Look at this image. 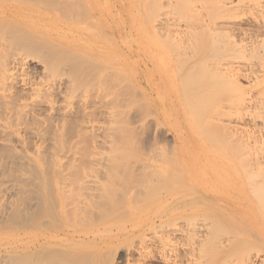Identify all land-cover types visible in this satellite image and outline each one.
Segmentation results:
<instances>
[{"label":"bare ground","instance_id":"1","mask_svg":"<svg viewBox=\"0 0 264 264\" xmlns=\"http://www.w3.org/2000/svg\"><path fill=\"white\" fill-rule=\"evenodd\" d=\"M9 1H11V0H9ZM41 1L43 2L44 0H40V2ZM46 1L47 0H45V2ZM49 1L52 2L53 0H49ZM61 1H63V0H61ZM61 1L60 0L54 1L55 3L58 2V4H56L58 7L57 6L54 7V5L52 6V4L54 2H52V4L50 3L52 10H53L52 7H54V9L58 8L57 10L54 11L53 15L55 14V12H57L59 14L60 6H61L60 4H62L63 10H64L65 9L64 7H67V5L69 6L68 3L71 2V1H68V3H67L66 1H63V3H60ZM129 1H131V0H129ZM151 1H152V3H149L147 0V2L149 4L147 2H146V4H148L149 6H150V4H152V6H154L156 4V3H154L155 0H151ZM156 1L158 2V0H156ZM160 1H162V0H160ZM179 1H181V0H178V2L176 0V2H175V3H179L178 6H176V7H178V9H179V7H181L180 3H182V2H184L185 3L184 5H186V6L187 5L189 6L190 3H192L191 5L194 4L193 3L194 1L192 2V0H190L191 2L189 4H188L189 0H182L181 2H179ZM199 1H201V0H199ZM216 1H218L221 4V3L226 2L227 0L226 1H224V0L212 1L211 0L209 2L210 3L209 5L206 4L205 0H202L201 2H198L200 5L196 2L199 6L198 8L193 7L196 3L193 6H191V5L190 6L193 7V9H196V11L194 10L196 13L197 9H199V8L200 9L203 8L204 10L206 9V11L208 12L209 9L212 10L213 6L215 8V5L218 4V5H216L218 7L215 9L218 12L219 9L221 10V8H220L221 6ZM234 1H229V2H232V4H234L236 2V4H238V5H236V4L235 5H231V4L227 5V3H228L227 2V3H225V6L226 5L227 6L226 7L224 6V8L227 9V7H228V11H229V9L231 10V8L233 6L239 7L240 2L242 3L241 0H240V2H238V1L234 2ZM33 2L36 4V0H33ZM83 2H85V1H79V3H81V4ZM172 2H173L172 6L168 5V3L166 5V2H165V5H166V7L168 6V9H169V6L170 7L175 6L174 0H172ZM251 2H253V1H251ZM11 3H17V5L19 4L18 1H16V2L11 1ZM24 3H25V1H24ZM26 3H27L26 6H28V0ZM107 3H109V2H107ZM107 3H106V5H107ZM211 3H212V6H211ZM30 4H31V2H30ZM30 4H29V6H32ZM35 4L33 5V7L37 6L36 9H38V5H40L39 8L42 7L41 9H44L45 6H48V3H46L47 5H45V6H42V5H44L42 3L36 4V5ZM64 4H65V6H64ZM157 4L160 7L159 2ZM162 4H164V3L162 2ZM213 4H215V5H213ZM88 5H89V3H88ZM98 5H100V3ZM165 5H163V6H165ZM181 5L183 6V3ZM201 5H203V6H201ZM206 5L208 6V8ZM152 6H150V7L153 8ZM157 6H154V8H153L154 11H152V9H150V7L147 8L150 12L148 10L147 11L149 12L148 15L151 14V17L153 16L155 18V19H153L154 21L157 19V22H160L159 21L160 19L156 18L154 15V14H157V16L160 18V16H159L160 13H155V11L156 12H164V11L162 10L161 7L159 9H157L156 8ZM190 6L188 7L189 10L192 9V8H190ZM204 6H206V8ZM209 6H211V8H209ZM242 6H245V5L242 4ZM87 7H85L84 9L82 8L84 10V13L82 11L81 15L82 14L84 15L85 12H87V9H88ZM176 7H174V8H176ZM238 7H236V8L238 9ZM24 8H26V7L24 6ZM46 8L47 7H45V9ZM108 8H110V7H108ZM174 8L169 9V11H168L169 14H172V12H174L175 14H178V12H179V14H182V16H183V11H182V13H180L182 8L179 10L176 8V10H178V11H176ZM240 8H242V7H240ZM45 9H44V11H45ZM173 9H174V11H173ZM49 10L50 9L48 8L47 11L49 12ZM128 10H129V7H128ZM184 10H185V8H184ZM189 10H185L184 14L187 12L186 14L195 15L194 11L192 12ZM239 10H241V9H239ZM26 11H28V12H26ZM35 11H34L35 14H40V13H37V10H35ZM71 11H72V9H71ZM90 11H91V9H89V12ZM131 11H132V9H131ZM170 11H172V12L170 13ZM212 11L210 12L211 16H212ZM258 11H257V15H260L258 13ZM29 12H31L30 9L29 10L26 9L24 11L18 7L16 8L14 5L10 4V2L9 3L6 2V0L5 1L0 0V191H1V195H3L2 199H1L2 201L0 202V264H117V261H115V259H114L115 255H117V256L121 255V259L123 260L124 264H133V260H135V259H137V262H134L135 264H153V263L154 264L155 263L156 264H233L236 262H238L237 264H262L263 263L262 261H264V255H263L264 254V245H263L264 244L263 243L264 242V230H263L264 227H261L258 224H257L258 226L254 225L255 222L257 223L256 219L254 221L252 219L251 220L249 219L250 221L247 222L246 220H244L242 217H240L237 214V210H239V207L241 206V204L240 205H238V204L240 203V200L242 199V201H244V202L246 201L249 203L250 202L253 203L256 207V210H258L257 208H259V211L261 213H263V216H264V25L262 24L261 27L258 26V28H256L255 26H257V25L254 24V27L256 29V30L254 29L255 33L253 34L251 31V34H253L252 37L247 35V39L248 40L250 39L249 42H251L250 46L255 50V51L252 50L253 52L250 51V53H253L252 54L253 56L255 55V57H253V59L255 58L256 62H258V60H259L258 64L260 65L259 69L257 68L258 73L255 72L257 70H254L255 74H257V75L259 74L258 75L259 79H257V82L253 83V84L257 83L255 86H257V93L258 94L257 95L255 94V97H258V100L256 101L255 106H253V107H255V110L252 109L253 113H254V111L256 112L255 114L258 118L259 117L262 118V119L259 118V121H256V120L254 121V123L260 122L259 123L260 126L257 127V129L259 128V130H257V132L259 131V136H258L259 139H257V142L259 144H258V146H255V148L258 147V152H257L258 158L256 157V160L258 159V164L261 167H259V165H258L257 166L258 168L257 169L255 168V169L257 170V172L258 171L259 172L258 173L255 172V174L253 173V176L255 175L254 178L258 179V180L254 181L253 176L251 179H247L249 181H252L251 186H253V184H254L253 188L252 189L250 188L251 190L249 189L248 191L247 190L246 191H244V190L238 191L239 187H238V189L236 188L237 190H234V187H236V186L231 187L232 184H226V187H227V185L229 187V189L226 192H225V190L223 192H221L218 189H213L212 187L211 188L213 190H208V191L200 190L199 188H196V186H194L198 182V178H199L198 175H200L199 173L200 172L202 174L203 173H206V174L210 173V175H211V173H214L216 169L214 168L213 165H211V167L213 166V168L215 170L212 169L210 166H209L210 170L207 167H205L203 169H199L197 165L199 163L198 159H200V158L198 156H195L193 154V152L189 151V152H191L190 153V161L192 164H191V166H189V164L183 163L185 165V167L183 166V164H182V166H183V168H185V169H183V171L186 170L188 173H191L192 174L191 176L193 178L192 177L191 178L185 177L186 174H184L183 177L186 178L187 186H188V183L189 182L191 183L192 181H193L192 182L193 186L191 185L189 188L186 186V184L183 183V186L180 185L181 187L180 186L178 187V184L176 185V183L180 182V184H181V182L183 180L185 182V179H183V178L180 179L182 181H179V178L175 179V183H173V185H172V182H174V179H172L173 177H170L169 173L164 174L165 176L168 175L169 177L167 176L166 178H164L165 176H162L163 177L162 180L167 181V182H165V184L168 185V187H170V185H172L173 187H172V189L170 187V191H168L169 189L166 190V193H164L165 195L162 197L163 200H161V199H158L161 195L159 191L164 192V190H165L164 187H166V185H164V187H163L164 189L162 190L161 189L162 186H160V184L159 185L156 184V187H159L158 189H160V190L158 192L155 191L156 192L155 194L153 193L155 196L154 197L155 199H153V200H155V202H157L156 199L161 200L160 205L163 204L162 205L163 208L161 206L162 210H158V211L152 210L151 211V210H149V208L152 207L151 204H150L151 207H149V204L148 205L146 204V207L147 206L149 207L148 210L142 209L140 207H135V206H133L135 209L127 207V204H128L127 203L128 202L127 201V199H128L127 195H129L130 192L133 191L132 188L134 186L136 187L137 185H139L141 187L139 189L144 190V193H145L146 189L144 188V186L146 185V188L148 190V186L150 187L152 185V183H155L153 181L155 178L147 179V175L146 176L144 175V177L147 179L146 181H144V179L138 178L139 175L137 173L141 170V168L138 169L139 171L136 174L133 171L132 172L126 171V169L123 170L124 172L123 171L120 172L121 171L120 170L119 174H117L118 171L116 172V169H119V167L121 165H119V167H117L118 166L116 164L117 162H115L114 158H111L112 154L111 155L109 154V153H112L113 150L115 151L116 146L114 144H117V138H118V142L123 141L124 143H122V142L121 143L125 145V141L123 139L120 140L119 139L120 135L118 136V133H119L118 131H120V128H117L119 130L117 132H115V134L117 133V137H115V134H114V131H115L114 130V128H115L114 124L116 122L114 120L116 117L115 113L121 114V112H122L121 107L119 109V107H116V106L115 107L118 108V111H116L117 109L115 108V112H114V104H115L114 99L115 98H113V96H114L113 92L114 91H112V89L114 90V88L117 87V85H119V83H118L119 81L117 82L118 84L116 86H113L114 84H112V83H113L114 79L112 77L114 75V78H115V73H117L118 71H115V70L112 71L111 69L114 68L113 65L110 66V67H113L110 69V67H108L109 66L108 64H106V66L108 65L107 66L108 69H106L107 68L106 67V68H104L105 69L104 70V69H102V66H101L100 68L102 70H100L99 68L96 67L98 61L96 62V64L94 62L95 65L92 64V62H93L92 60H91L92 61L91 63L88 62L89 61V60H87V59H89L88 57H90V59H92V57L87 56V54H86L87 57L86 56H85L86 58L84 57L85 58L84 60L85 61L87 60V63L84 62L82 60V57H78L73 52L74 46L68 47L66 41H64L66 43V45L64 43L62 44L61 42H58L59 44H56V43L55 44L54 43L53 44L52 43L45 44V43H43L44 41H47V42L51 41V36H49V34L47 33L48 29H51V28L43 27V28H38V29H32L31 24H30V22H31L30 18H33V15L31 14L32 16L29 18V14H28ZM64 12L65 11H62L61 13L63 14ZM89 12H87L88 17L91 16V17H89L91 19H93V17L98 16V15L93 14V17H92V15H91L92 13L89 15ZM221 12H223V11H220V13ZM57 13L55 15H58ZM77 13H78V15L76 14L77 18L81 17V15H79L80 13L78 10H77ZM106 13L107 12H105V14ZM112 13H113V11H112ZM137 13L138 12H136V14ZM48 14L50 15V13H48ZM165 14L168 15L167 13H165ZM186 14L184 15L185 19H186ZM221 14H223V13H221ZM43 15H44V13H43ZM61 15H60V18L63 19V17ZM76 15H75V17H76ZM111 15L112 14L108 15V17L110 18ZM119 15H121V14H119ZM208 15H209V13H208ZM208 15H205V17L208 18ZM223 15H227V14H223ZM35 16L36 15H34V17ZM63 16H65V15L63 14ZM73 16H74V14L70 15V19H72L71 17H73ZM85 16H87V14H85ZM113 16H116V14ZM134 16H135V14H134ZM170 16H171V18H173L172 15H170ZM182 16L180 18H182ZM196 16H197V14H196ZM213 16H214V11H213ZM216 16L217 15H215V17ZM219 16H222V15H219ZM120 17L122 18V16H120ZM145 17L148 18V16H145ZM145 17H144V19H145ZM151 17H150V20H151ZM199 17H201V16H199ZM77 18H74L75 22L79 21ZM81 18H79V19L81 20ZM83 18H85V17L83 16ZM104 18L106 19L107 17H104ZM196 18H198V17H196ZM49 19H50V17H49ZM49 19H46V20L48 21ZM53 19H54V17H53ZM53 19L51 18L49 21H51ZM66 19L64 17V20H66ZM70 19H69V21H74L73 19L72 20H70ZM76 19H77V21H76ZM200 19H202V18H200ZM38 20H41V19H38ZM38 20H37V22H39ZM46 20L44 18L43 22H45ZM85 20H86V18H85ZM93 20L96 24L99 22V21H97V22L95 21V20H97V18H94ZM117 20H118V18H117ZM133 20H135V18H133ZM207 20H210V22H211V18H209ZM49 21H48V23L53 22V21H51V22H49ZM179 21H180V19H179ZM181 21H183V20H181ZM198 21H199V19H198ZM198 21L195 20L194 21L195 24ZM67 22H68V20H67ZM103 22H104V20H103ZM103 22H101V23H103ZM137 22H138V20H137ZM148 22H149V20H148ZM148 22H146V23H148ZM157 22H156V24L154 23V25H153L154 27H156L155 25H157ZM161 22L163 24H165V22H163L162 20H161ZM203 22H201V20H200V22H198V23L199 24L202 23L204 25L205 22L204 23ZM39 23H41V22H39ZM54 23H55V21H54ZM110 23H112V22H110ZM138 23H141V22H138ZM215 23L216 22H214V24ZM83 24H84V22H83ZM105 24H103V25L105 26ZM119 24H120V22H119ZM172 24L174 25V23H172ZM208 24L209 23H207V25ZM214 24H213V26H215ZM76 25L75 26L73 25V26L76 28H80V26H82L81 24L79 25V27H77L78 25L77 26ZM86 25H84L85 28L87 27ZM90 25L92 26L93 23ZM100 25L103 26L102 24H99V27H100ZM139 25H143V24L141 23ZM170 25L171 24H169L168 26H170ZM189 25H191V24H189ZM207 25H205V26H207ZM217 25L220 26V24H218V23L216 24V26ZM244 25H245V23H244ZM64 26H66V25H63V27ZM97 26H98V24H97ZM113 26L115 27L116 24ZM133 26H134V24H133ZM137 26H136V28H139V26L138 27ZM160 26H161V24H160ZM165 26H166V24L162 27V29H164ZM196 26H199V25H196ZM216 26L214 27L215 30H216ZM245 26H247V23ZM88 27H89V25H88ZM68 28H70V27H68ZM68 28L66 30H68ZM95 28H98V27H95ZM156 28L158 29V27H156ZM165 28H167V26ZM20 29L22 32H20ZM90 29L86 28V31H85V32H87V30L89 31L88 36H91V32H92L91 30L92 29L91 30ZM191 29H193V28H191ZM191 29H190V31H191ZM197 29H200V26ZM230 29H228V31ZM249 29H250V27H249ZM76 30L73 33H76ZM80 30L82 31V29H79L78 32ZM246 30L244 29V30H242V32L246 31ZM95 31H96V29H95ZM98 31H99V29H98ZM101 31H102V29H101ZM101 31H99V33ZM110 31H111V29H110ZM203 31L205 32V30H203ZM203 31L198 30L197 32H203ZM221 31H223V30H220V32ZM105 32H106V30H105ZM217 32H218V30H216V32H215L216 34L214 33V37L218 36ZM224 32H225V30H224ZM82 33H84V32H82ZM102 33L103 34H101V33L100 34L104 35V32H102ZM186 33H187V31H186ZM190 33L191 32H189V34ZM207 33H209V31ZM221 33H223V32H221ZM29 34H33L32 36H34V35L35 36L31 37ZM66 34H69V33L67 32ZM109 34L111 35V33H108L107 35L109 36ZM226 34H228V33H226ZM249 34H250V32H249ZM53 35H55V34H53ZM78 35H83V34L79 33ZM97 35H99V34L97 33ZM112 35H114V34H112ZM112 35L109 37L112 38ZM228 35H230V34H228ZM71 36L69 37L70 39H72ZM85 36H86V34H85ZM88 36H87V38H88ZM92 36H95V35L92 34ZM104 36H106V35H104ZM194 36H195V34H194ZM196 36L193 37L194 40H195ZM206 36H208V34ZM244 36H246V34ZM55 37H57V36H55ZM77 37L79 38L80 36H77ZM96 37L97 36H95L94 38H96ZM99 37H100V35H99ZM201 37H202V35L199 36L198 38H200L202 40ZM39 38L43 42L41 40H39ZM61 38H62V36H61ZM90 38L92 40V37H90ZM110 38H109V41L111 40ZM145 38H147V40H148V37H145ZM191 38H192V35H191ZM211 38H209L210 39L209 44L211 42ZM68 39H66V40L69 41L70 39L69 40ZM103 39H107V38H103ZM114 39H115V37H114ZM179 39L181 40V38H179ZM241 39L243 40V38H241ZM75 40L77 41L78 39L75 38ZM83 40H85V39H83ZM190 40H192V39H190ZM196 40H197V38H196ZM53 41H54V39H53ZM80 41H82V40H80ZM112 41H114V40L112 39ZM166 41L168 42L167 39H166ZM166 41L164 39V42L166 43L165 45L169 48V44H171V41L169 40L170 42H168V43ZM62 42H63V40H62ZM151 42L152 41H150V43ZM111 43L107 42V45L110 46ZM240 43H241V41H240ZM243 43H245V42H243ZM248 43H246V46ZM77 44H79V42ZM95 44H97V43H95ZM161 44H159V45H161ZM173 44H171V46ZM214 44H210V45H213V46H211L212 49L210 48V50H212V52H213L214 47H215ZM112 45H115V42H113ZM165 45H164V47L166 48ZM241 45L243 46V44H241ZM176 46H175V48H177L179 45L177 47ZM246 46L244 45L243 49H246L248 51H249V49H252V48L248 49V46L247 47ZM86 47H87L86 49H88V46H86ZM100 47H102V46H100ZM153 47H155V46H153ZM161 48H163V46ZM187 48H188V46H187ZM216 48L217 47H215V50H216ZM81 49H85V48L84 47L82 48V46H81ZM188 49L187 50L184 49V50L188 51ZM201 49H203V48L201 47ZM201 49H200V51H201ZM75 50H77V49H75ZM170 50H171V48H170ZM174 50H176V49H174ZM177 50H178V48H177ZM102 51H103V54H107V52H108L105 50L106 52L104 53V50L101 49V52ZM127 51H129V49ZM178 51H179V55H180L181 51L180 50H178ZM217 51L219 52L218 48H217L216 52ZM175 52L177 53V51H175ZM191 52H192V50H191ZM195 52H197V50ZM113 53L114 52H112V54ZM148 53H150V52H148ZM176 53H174V54L177 57V59L179 60L180 57L178 54H177L178 55L177 56ZM77 54L79 55L80 53L78 52ZM165 54H166V52H165ZM172 54H173V52H172ZM183 54H184V52H183ZM183 54H181V55H183ZM187 54H189V53H187ZM81 55L84 56L83 54H81ZM81 55H79V56H81ZM94 55H96V54H94ZM114 55H116V54H114ZM186 56H188V55H186ZM212 56H213V59L211 58ZM211 57L209 55V57L208 58L206 57V58L207 59L210 58L211 60H209V61L213 62L214 57L216 58V55H211ZM225 57H224V59H225ZM95 59L99 60L100 58L96 57ZM116 59H117V57H116ZM116 59H115V61H116ZM103 60L100 59V61H102V63H104ZM106 60H105L106 63H110V62H108V59H106ZM131 60H132V58H131ZM158 60H160V59H158ZM161 60L164 61L165 59L162 58ZM181 60H182V58H181ZM209 61H207V62H209ZM204 62H206V61L204 60ZM100 63H98V65H97L98 67L100 66L99 65ZM164 63H165V61H164ZM177 63H178V61H177ZM179 63L183 64L182 62H180V60H179ZM214 63H216V60H214ZM104 65H105V63H104ZM215 65L213 64V67ZM117 66L118 65L115 66L116 69H117ZM119 66H121V65H119ZM180 66H178V67H180ZM124 67H126V66H124ZM178 67L176 66V69ZM198 67H199V65H198ZM211 68H212V64H211ZM217 68H215V69L218 71L219 69H217ZM130 69H131V67H130ZM215 69L213 68V70H215ZM221 69H222V67L220 68V71H219L220 73L218 72L219 74L216 71V73L219 76L222 74L224 75L226 73V72L221 73L222 72ZM254 69H256V67ZM134 70H132V71H134ZM167 70H168V68H167ZM177 70L182 71L183 69L179 70V68H178ZM227 70L225 69V71H227ZM128 71H129V69H128ZM128 71L126 73H128ZM112 72H114V74ZM183 72H184V70H183ZM188 72H189V70H188ZM201 72H199L200 76H202L204 78L203 75H206V74H203V72L202 73ZM247 72H248V70H247ZM118 73H117V78H118ZM121 73H124V75H125V72H121ZM121 73H119V74H121ZM197 73H198V71H197ZM199 73H198V75L197 74L195 75L193 72V74L196 77L199 76ZM179 74H181L180 77H179ZM213 75H211L212 80H214ZM227 75H228V73L226 74V76ZM177 76L180 78L178 80H179V83L181 84V80L185 78V75L178 72ZM181 76H182V78H181ZM219 76H216L218 79L217 80L218 82H219V80H222V79H225V80L228 79V80H231L229 82L232 85L236 82L235 86H238V85L240 86V87H236V88L234 87L235 88L234 90H236L237 94L232 95V96L233 97L237 96V98L233 99V97L232 98L230 97L228 99L229 100L231 99L232 102L234 100V103H230V104H232V106L236 107L238 105L240 106V104H241L240 107L243 106L242 110H244L243 108H245L247 105H245L243 103L245 101V100H243L245 97L243 96V94H244L242 92L243 90L240 92V89H241L240 84L241 83H237L239 80L237 79L238 80L237 81L234 78L235 82L232 83L233 78L231 77V75L229 78H223V76L222 77H219ZM196 77H195V79L197 80ZM119 79H121V78H119ZM128 79H129V77H128ZM185 79L186 80L188 79V81H189L191 78H188L186 76ZM209 79H210V77H209ZM111 80H113L112 83H111ZM156 80H157V78H156ZM196 80H195V84H198L200 86L202 83L201 80H203V79H201V80L198 79L197 80L198 83H196L197 82ZM127 81H129V80H127ZM127 81L125 82L124 80H122V82H125L128 84ZM131 81L132 80H130L129 82H131ZM122 82H120V84ZM203 82H206V84H208V81H206V80H203ZM212 82H213V84H215V87H216L215 92L217 94L219 93L218 95L216 93H215L216 95H214L213 91H211V93L207 94L208 88L211 87V89H212L213 84H211L212 86L210 85V87H206L207 88L206 90L203 89V88H205V85H204L203 88H201L200 90L203 89L205 92L203 90L201 91L202 93L200 91L199 92L196 91L197 93L196 92L195 93L197 95H195V96H194V94L192 95V90H191V92L185 91L186 89L184 90L183 85L185 83H183V85L181 84L183 87L179 84L182 87V89L180 88L181 92L183 93L185 91L183 94H184V97L187 99V100H185L182 98L183 100H185L184 106L186 103V107L188 105V109H186V110L188 112L190 111L189 113L191 116H194L193 117V124H195L194 123L195 120H198L197 125L195 124V126H194L195 130H197V129L199 130V131L197 130L198 133L201 130V129H199L200 125H203V123L201 122V124H199L201 120H200V118H198L196 116L197 112L199 114L200 110L201 111L204 110L206 112V115H207V113L210 114L209 111H211L212 108H208L210 110H207L208 111L207 112L205 107H206V104L208 101H209L208 103L213 101V100L210 101L211 96H213V95L218 96V100L220 101V99H221V101H222L223 99L219 98L221 95V92L222 93L227 92L226 90H224L225 88L222 87L223 91L221 90L222 88L221 89L219 88V85H217V84H220V83H217V82L214 83V81H212ZM229 82H227V84ZM224 83H226V82H224ZM187 84H190V83H187ZM186 85H185V88H186ZM232 85L229 84V86H231V89H228L223 84V86H225L228 90L232 91V92L230 91L231 93H234L233 92L234 90H232V88H233ZM198 87H197V90H199ZM127 89L125 87L124 92H125V90L128 91ZM190 89L191 88H189V91H190ZM193 90H195V89H193ZM216 90H218V91H216ZM185 93H187L188 95L190 94L189 98L192 100L195 99V102L199 99V101H201V103H200L201 105L199 104V101H198L199 106H202V104L205 103V107H204V105L202 106L203 107L202 109H200V107H197V108H199V110L197 112H195L194 106L190 105V103L188 102V98H187L188 96L185 95ZM205 93H206L208 99H206V96L203 95ZM210 94H211V96L209 98ZM139 96H140V94H139ZM252 96H254V95L252 94ZM130 97H128V98H130ZM204 97H205V99H204ZM212 98H214V97H212ZM134 99L136 100V97ZM214 100H216V99H214ZM218 100H216V101L219 102ZM255 100H256V98H255ZM202 101H204V102H202ZM216 101H214V102L216 103ZM191 102H193V101H191ZM237 102H238V104H237ZM239 102H241V103H239ZM187 103H189V104H187ZM215 103H213V104L211 103L213 105L212 113L214 112L213 111L214 107L216 108V106L214 105ZM242 103H243V105H242ZM196 104H197V102H196ZM198 105H196V106H198ZM217 105H218V103H217ZM189 106L190 107L192 106L193 109H192V107L190 108ZM232 106H231V108H232ZM144 108H146V107H144ZM189 108H190V110H189ZM217 108H218V106H217ZM223 108L224 107H222V109ZM124 109H125V107H124ZM237 109H238V107L235 108L236 111H238ZM119 110H121V111L119 112ZM125 110H123V111H125ZM149 110H150V108H149ZM183 110H184V108H183ZM186 110H184V111H186ZM239 110H241V109H239ZM138 112H139V110L137 111V113ZM194 112L196 114L192 115V113L194 114ZM216 112L220 116L218 109L217 110L215 109V114H216ZM150 113H152V112H150ZM162 113H164V112H162ZM144 114H143V116H144ZM147 114L149 116V113H147ZM200 115L203 116V113ZM123 116L126 117L127 115H123ZM195 116L198 119H196ZM207 116L203 117V118H205L204 119L205 124L207 123L206 118L208 120L212 117L211 116L209 118V115H207ZM213 116H215V115H213ZM216 116H217V114H216ZM252 116H251V118H252ZM128 118H126V119H128ZM138 118H140V117H138ZM214 118L216 120V117H214ZM220 119L221 118H219V120ZM260 119H261V121H260ZM101 121L106 122L108 128L107 127H105V128H107V130L108 129L110 130V131L108 130L109 132L106 131L107 133L102 135V138L106 139L107 145L109 146V144H111L110 147H108L109 148L108 151H110L112 145H113V147L114 146L115 147H114V149L112 147L113 150L111 149V152L107 153V154H109L110 157H105L103 162H101L100 160L97 161L98 165L95 167L94 163H90V161H92L93 159L88 154L96 153V150H95L96 145L100 140L96 138L98 136V134H96L94 130H95V128H97V126L99 127V125H100L99 123H101ZM178 121H180V120H178ZM202 121H203V119H202ZM142 122L144 123V121H142ZM211 122H213V121L211 120ZM209 123H210V120H208L207 125H209ZM193 124L191 126H193ZM184 125H185V123H184ZM207 125H205V126H207ZM191 126H189V127H191ZM197 126H199V127L197 128ZM205 126L203 125L201 127H203V129H204ZM219 126H217L216 128L220 130L222 124L220 127ZM178 127H179V125H178ZM189 127H188V129H189ZM212 127L214 128L215 126L212 125ZM99 129L102 130V126ZM123 129H124V127H123ZM128 129H126L127 132H128ZM130 129H132V131H133V128H130ZM135 129L136 128L134 127V130ZM137 129H140V128L137 127ZM209 129H210V127L208 128V130ZM212 129H211V131H212ZM226 129H227V127H226ZM96 130H98V128ZM208 130H206V131H208ZM215 130L212 131V134L214 133L213 136L216 134ZM219 130H217V131H219ZM242 130H243V128H242ZM202 131H203V133L202 132L201 133H202L203 137L206 134H208V132L211 134L210 131H208L207 133L205 130H202ZM204 131H205V133H204ZM228 131H229V129H228ZM96 132L98 133V131H96ZM129 132L133 133L134 131L133 132L129 131ZM179 132H180V130L178 131V133ZM197 132H196V134H198ZM134 133H136V132H134ZM140 133H141V131H139L138 134L140 135ZM220 133H221V131L217 132L216 136ZM239 133L240 132H238V134ZM244 133L246 134V135H243L245 138L243 136H242L243 138H241V140L243 139L244 141L241 142V140H240V144H242L243 142L246 144V140L247 139L249 140V138L251 137L248 135L249 133L248 134L246 132H244ZM127 134H129V133H127ZM138 134H136V135H138ZM225 134H223V135L225 136ZM183 135H184V132H183ZM241 135L242 134H240V136ZM132 136H131V138H134L135 134H134V137H132ZM196 136L198 137V135H196ZM247 136H249V137L246 139ZM128 137L130 139V134ZM180 137H181V135H180ZM208 137L211 139V141L213 140V142H217L214 140H217L219 138V137L218 138L216 137L217 139H215V138L213 139L212 137L206 135V138H208ZM228 137H230V136H228ZM140 138H141V136H140ZM206 138L204 137L203 139L205 140ZM222 138H223V136H222ZM226 138H227V136H226ZM141 139H143V138H141ZM198 139H199V137H198ZM210 139H209V142H210ZM239 139L240 138H238V140ZM250 139H252V138H250ZM132 140H134V139H132ZM132 140H131V142L136 143L135 141H132ZM136 140H138V139H136ZM248 140H247L248 145L242 144V145H244V147L248 148V150H245V152L243 151L244 153L242 152L244 155L248 154L250 149L251 150L254 149V148H252L251 145H249L250 143L254 142V140L252 142H250ZM104 141L105 140H103V142ZM106 141H105V143H106ZM235 141H236V139L233 142L229 141V143L231 142L236 148V145L234 144ZM85 142H88L87 147H85V145H84ZM219 142H221V141H219ZM248 142H250V143H248ZM138 143H141V142H138ZM118 144H120V143H118ZM142 144H143V142H142ZM240 144L238 147L242 146ZM126 145H127V142H126ZM220 145H222V143H220ZM119 146H121V145H119ZM122 146L120 149L124 148V146H123V148H122ZM133 146H134V144H133ZM224 146H227V145H224ZM127 147H125V148H127ZM125 148H124V150H126ZM241 148H243V147H241ZM241 148H240V150H241ZM236 150H234V151H236ZM240 150L238 149V152L236 151V153L239 154ZM165 151H166V149H165ZM118 152H119V149H118ZM120 152H121V150H120ZM120 152L118 155L121 156L122 153L120 154ZM171 152H172V150H171ZM242 153H241V155H242ZM113 154L116 155V153H113ZM238 154H237V156L239 157L240 155H238ZM125 155H126V157H131V155L129 156V154H127V153ZM175 155H173L172 157H174ZM220 155H222V154H220ZM165 156H167L166 153H165ZM169 156H170V154H169ZM169 156H167V157H169ZM167 157L164 160L162 159L163 157H161V160L168 161L169 158L167 159ZM175 157H177V158H175ZM175 157L172 159L177 160L178 157H180V156L176 155ZM244 157L245 156L242 155L240 157V159L242 160V158H244ZM232 158H233V156H232ZM84 159H88V161H87L88 164L84 163ZM170 159H171V157H170ZM237 160H239V158ZM237 160H236V162H238ZM232 161H233V159H232ZM232 161H230V162H232ZM155 162L158 163V160ZM177 162H179V161H177ZM177 162H175V163H177ZM180 162L182 163V161H180ZM180 162L176 164V165H178V166H176V168L181 166ZM239 162L241 164V161H239ZM173 163H174V161H172V164ZM224 164H229V163L224 162ZM236 164L237 163H234V164L230 163V165H231V167L229 166V168H231L230 170H232L233 168L236 169V166H237ZM256 164H257V162H256ZM216 165H217V163H216ZM226 166L227 165H225V167ZM241 166H242V164H241ZM241 166L237 169L239 170L241 168ZM144 167H145V165H144ZM249 168H250L249 170L252 169L251 167H249ZM259 168H260V170H259ZM85 169L86 170L88 169L89 171H91V172H89L90 174L88 173L90 176L94 172L96 174L97 172L100 171L102 174L99 172L98 175L100 174L104 181L99 182L96 179L84 180V178L82 176L88 175V174H86L87 172L85 173ZM151 169L153 170V168H151ZM180 169H181V167H180ZM227 169H228V166H227ZM127 170H129V169H127ZM236 170H234V171H236ZM134 171H135V169H134ZM217 171H219V170L217 169ZM147 172L149 173V171H147ZM157 172H158V170H157ZM178 172H179V170L178 171L176 170L177 175L175 176V178L178 175H182V173H183L182 171H181L182 173L181 172L178 173ZM237 172L238 171H236V173H235V177H237L238 174L240 173L239 172L237 174ZM241 172H242V170H241ZM245 172L246 171H244V174H242L243 172L241 174H242V176L244 175L247 177L248 176L247 174L250 173V171L248 173H245ZM256 174L260 175V176L258 175L259 178L256 177L257 176ZM140 175H142V174H140ZM227 175H228V173H227ZM178 177L181 178V176H178ZM250 177H251V175H250ZM237 178H238V181L241 179L239 177H237ZM195 179H197V181ZM219 179L222 180L221 181L222 183L224 181H226L222 178H219ZM227 179H229V177H227ZM116 180H117V182L115 183ZM148 180H149L151 185L150 184L147 185L146 182H148ZM162 180L160 182L159 181H157V182L162 184ZM142 181H143V183H141ZM233 181H235V180L233 179ZM249 181L246 183L251 184V182H249ZM226 182L230 183L228 181H226ZM256 182H258V184ZM244 183H245V181H244ZM241 184H243V182H241ZM174 185H176L175 189H174ZM220 185H222V184H220ZM249 185L247 184L248 187H249ZM119 186H123V188H121L120 192L117 191L118 190L117 187H119ZM151 187L149 188V190H151ZM8 188H10V189H8ZM200 188H202V187H200ZM144 193L143 194L141 193L140 200H142V196L144 195ZM157 193H158V195L159 194L160 195L159 196L156 195ZM134 194H136V193L134 192ZM146 194L147 193H145V195ZM153 194H152V197H153ZM136 196H137V194H136ZM136 196H133V197H136ZM147 196L148 197L150 196L149 199L152 200L150 192H149V195H147ZM157 196H158V198H157ZM130 197H131V195H130ZM133 197H131V198H133ZM144 198H146V197H144ZM226 198L227 199L231 198V200H226ZM149 199H147L145 201H149ZM202 199H203V202H204V200L209 202V203H206V202H204V203L207 205L210 204L209 206H211V209H212V210L210 209V211H214V212H212V213L210 211L206 212V209L204 211L205 213L200 211L201 209H204L206 207V205H205V207L204 206H196V205H198L199 202L201 203ZM130 200H133V199H129V203H130ZM135 202H136V198H135ZM151 202H154V201H151ZM132 203L135 204L134 202L131 201V204ZM143 203H144V201H143ZM143 203H140V206L143 205ZM204 203H202L201 205H203ZM232 206H234L233 208L235 209V212L233 211V213L231 211H229V210L233 209V208L231 209ZM235 206H237V208H235ZM244 206H246V205L244 204ZM157 208L159 209L160 207H157ZM250 210H252V209L250 208ZM239 211H241V210H239ZM247 212H249V211H247ZM250 213H251V211H250ZM252 213H253V211H252ZM229 214H230V216H229ZM134 216H137L138 220H139L140 216H144L145 220L144 221L141 220L140 222H135L134 224L129 225L128 227H125L126 225L122 224L125 226H123L121 229L115 231V229H116L115 227L120 225V223H118L117 226H114L115 232L108 231V230L106 233L102 232V230L104 229V226L107 223H109V224L111 223L110 225L108 224V226L112 227L114 223L118 222L117 219H119V220L123 219L124 220V218H125V220L126 219L132 220L131 217H133V219H135ZM244 216H245V214H244ZM260 216H262V215H260ZM246 218H248V217H246ZM114 219H116V220H114ZM112 221H117V222H112ZM111 227L110 228L107 227V228L110 230ZM104 231H106V228ZM149 233H151V234L154 233L153 234L154 236L151 237V234H149ZM241 235H242V237H241L242 243L244 241L247 243V247H245V248H243L244 246H238L239 242H237V240H235V239H238L237 236H241ZM136 240L139 242H137ZM238 241H241V240H238ZM134 242H136V243H134ZM244 245H245V243H244ZM120 247H122V248H120ZM246 248H247V250H246ZM253 250H254L255 254L253 252H251ZM262 251H263V254H262L263 260L261 259L262 263H258V262H260V260L258 259L259 261H256V257H259L258 255Z\"/></svg>","mask_w":264,"mask_h":264},{"label":"rangeland","instance_id":"2","mask_svg":"<svg viewBox=\"0 0 264 264\" xmlns=\"http://www.w3.org/2000/svg\"><path fill=\"white\" fill-rule=\"evenodd\" d=\"M2 1H5V0H2ZM11 1L13 2H16V1H18V5H17V3H11ZM11 1H9V0H6V2H10V4H12V5H14L16 8L18 7V8H20V9H22V10H29L30 9V11L32 12H29L28 14H29V18L33 15V18H30V24H31V28L32 29H38V28H43V27H45V28H51V29H48V34H49V36H51V41L50 42H47V41H42L40 38H39V40H41L43 43H45V44H50V43H56V44H59L58 42H61L62 44L64 43L65 45H66V43H67V46L69 47H73V52L78 56V57H82V60L84 61V62H86L87 63V60H89L88 62L89 63H91L92 61V64L93 65H95L96 64V62L98 61V63H100L99 65V67L97 66L98 65V63H97V65H96V67L97 68H99L100 70H102V69H104V68H106L108 65V67H110V66H112L113 65V67L115 68H113V67H110V69L111 68H113V69H111L112 71L113 70H115V71H118L119 73H121V72H125V75H124V73H121V74H119L118 72V78H117V73H115V78H114V75H113V79H114V81L113 80H111V83H112V81H113V83L112 84H114L113 86H116L118 83H119V85H117V87H115L114 88V90L112 89V91H114L113 92V98H115L114 99V102H115V104H114V112H115V108L116 107H119V109H120V107H121V110H122V112H121V114H119L118 112V114H116L115 113V124H114V134H115V132H117L119 129H117V128H120V131H118L119 133H118V136H119V139L120 140H124L125 141V145L124 144H122V143H124L123 141H119L118 142V138H117V144H114L115 146V151L113 150L114 149V147H113V145H112V147H113V149H112V147H111V149L113 150V152L112 153H109L110 155H111V158H114V160H115V162H117L116 164L118 165L117 167H119V165H121L120 167H119V169H116V172H117V174H119V171L120 172H122L123 170H125L126 169V171H130V172H135V174L139 171L138 169H140L141 168V170L137 173L138 175V178H141V179H144V181H146L147 179H151V178H155L153 181L155 182V183H152V185L150 184V182H149V180H148V182H146L147 183V185H151L150 187H151V190H149V186H148V190H147V188H146V185L144 186V188L146 189L145 190V193H147L146 195H145V193H144V190H141V189H139V188H141L139 185H137L136 187L134 186L132 189H133V191H131L130 192V194L129 195H127L128 196V199H127V207H129V208H134L133 206H135V207H140V208H142V209H147L148 210V208L149 207H151V205H152V207L151 208H149V210H153V211H158V210H162V208H163V204L162 205H160L161 203V200H163V196L165 195L164 193H166V190L167 189H169L168 191H170V187H171V189H172V185H173V183H175V179H177V178H179V181H182V180H180V179H185V182H184V180L181 182V184H180V182L179 183H176V185L178 184V187L180 186V185H182L183 186V183L184 184H186V186H187V181H186V178H184L183 177V175L184 174H186L185 175V177H192L191 175V173H188L186 170H184L183 171V169H185V168H183V166L185 167V165L184 164H189V166H191V161H190V153L191 152H193V154L195 155V156H198L200 159H198L199 161V163H198V168L199 169H203V168H205V167H207L209 170H210V168H209V166L211 167V165H213L214 166V168L216 169H214L213 168V166L211 167L212 169H214L215 170V172L214 173H211V175H210V173L209 174H206V173H199L200 175H198V184L196 183V185H194V186H196V188H199L200 190H206V191H208V190H213V189H218L219 191H221V192H223L224 190H225V192L229 189V187H228V185H227V187H226V184H232V186L231 187H234V186H236V187H234V190H237L238 189V187H239V189H238V191H240V190H244V191H248L250 188L252 189L253 188V186H254V184H253V186H251L252 185V181H249V180H247V179H251L252 178V176H253V173L255 174V172L256 173H258L257 172V166L259 165L258 164V159L256 160V157H257V152H258V147H256L255 148V146H258V142H257V139H259V131L257 132V130H259V128L257 129V127L258 126H260V122L259 123H257V122H255L254 123V121L256 120V121H259V118H261V117H257L256 116V112L254 111V113H253V110H255V107H253V106H255V104H256V101L258 100V97H255V94L257 95L258 93H257V86H255L256 84H253L254 82H257V79H259L258 78V75L257 74H255V72H257L258 73V69H259V67H260V65L258 64V62H259V60H258V62H256V59L254 58L253 59V57H255V55L253 56L252 54L253 53H250V51H255L250 45V43L251 42H249V40L247 39V35L248 36H253V34L255 33V27L256 28H258V26H262V24L264 25V0H241L242 1V3L240 2V0H235V1H238V2H240V4H239V7L238 6H236V7H238V9L235 7V6H233L232 8H231V10L229 9V11H228V7H227V9H225L224 8V6H225V3H227V5H235L236 4V2L234 1V0H229V1H234L235 3L234 4H232V2H229L228 0L226 1V0H224V1H226V2H224V3H219L218 1H216L217 3H219L220 4V8H221V10L219 9L218 10V12H217V10H215L218 6H216V5H218V4H216L215 2V4H213V5H215V8H214V6H213V8H212V10L214 11V16H213V11L211 10V9H209L208 10V12L206 11V9L204 10L203 8V10L202 9H197V12L195 13V11H196V9H193V7H199L198 6V2H201V1H197V0H192V2L195 4L196 2L198 3H196L194 6L193 5H191L192 3H190L191 1L189 0V2H188V4H189V6L191 5V6H193V7H191L190 6V8H192L191 10H189L188 9V7L186 6V5H184L185 3L184 2H182L183 3V6L181 5L182 3H180V6L181 7H179V9H181V12L180 13H182V11H183V16H182V14H179V12H178V14H175L174 12H172V11H170V13L172 12V14H169V9H171V8H174V7H176V6H178V4L179 3H175L176 2V0H174V7H170L169 6V9H168V6L166 7V5H167V3H168V5H171L172 6V4H173V2H172V0H162V1H160V0H158V2H159V4H160V7L162 8V10L164 11V12H156L155 11V13H160L159 14V16H160V18L157 16V14H154L155 15V17L156 18H158V19H160L159 21L160 22H157V19L154 21L153 19H155L153 16L151 17V14L150 15H148V13L150 12L147 8L148 7H150V6H152V4H150V6L148 5L149 3H152V1L151 0H148V2H147V0H131V1H129V0H63V1H66L67 3H68V1H71V2H69L68 4H69V6L67 5V7H64L65 9L63 10V6H62V4H60L61 6H60V12H59V14L57 13V12H55V14L57 13L58 15H53V13H54V11L55 10H57L58 8H56V9H54V7L55 6H57L56 4H58V2L57 3H55L54 1L55 0H53L52 2H54L53 4H52V2L51 1H49V0H47L46 2H45V0L42 2H40V0H36V4H40V3H42V4H44V5H42V6H45V5H47L46 3H48V6H45V7H47L46 9L48 10V8L50 9L49 10V12L45 9V7H44V9H45V11H44V9H41V8H39V6L40 5H38V9H36L37 8V6H34L33 7V5L35 4L34 2H33V0H28V6H26L27 5V0H11ZM24 1H25V3H24ZM31 2V4H30V2ZM57 1V0H56ZM59 1V0H58ZM61 1V0H60ZM63 1H61L60 3H63ZM74 1V2H73ZM79 1H85V2H83L82 4L81 3H79ZM103 1V2H102ZM182 1V0H181ZM181 1H179V2H181ZM206 1V4H210L209 2L211 1V0H205ZM208 1V2H207ZM212 1H215V0H212ZM222 1V0H221ZM220 1V2H221ZM251 1H253V2H251ZM21 2V3H20ZM23 2V3H22ZM38 2V3H37ZM65 2V3H66ZM95 2V3H94ZM107 2H109V3H107ZM146 2L148 3V4H146ZM156 0L154 1V3H156L154 6H157L158 3ZM162 2L164 3V4H162ZM165 2H166V5H165ZM177 2H178V0H177ZM186 2V1H185ZM204 2V1H203ZM202 2V3H203ZM246 2V3H245ZM251 2V3H250ZM34 3V4H33ZM50 3L52 4V6L54 5V7H52L53 8V10L51 9V5H50ZM71 3V4H70ZM88 3H89V5H88ZM100 3V5H98ZM106 3H107V5H106ZM29 4L30 5H32V6H29ZM35 4V5H36ZM95 4V5H94ZM111 4V5H110ZM130 4V5H129ZM146 4V5H145ZM204 4V3H203ZM242 4H244L245 6H242ZM138 5V6H137ZM163 5H165V6H163ZM200 5V4H199ZM226 5V6H227ZM236 5H238V4H236ZM24 6L26 7V8H24ZM64 6H65V4H64ZM82 6V7H81ZM88 6V7H87ZM101 6V7H100ZM154 6H152L153 8H154ZM201 6H203V5H201ZM207 6V5H206ZM206 6H204L205 8H206ZM211 6H212V3H211ZM211 6H209V8H211ZM225 6V7H226ZM22 7V8H21ZM30 7V8H29ZM58 7V6H57ZM85 7H87L86 9H87V12H89V9H91V11L89 12V15L91 14L92 15V17H93V14L94 15H98V16H96V17H93V19L94 18H97V20H95L96 22L97 21H99L97 24H98V26H97V24L94 22V20L93 19H91V18H89V17H91V16H89L88 17V13L87 12H85V14H87V16H85V14L83 15H81V12L83 11V13H84V8ZM108 7H110V8H108ZM113 7V8H112ZM128 7H129V10H128ZM131 7V8H130ZM142 9H141V8ZM159 7V5L156 7L157 9H159L160 8ZM240 7H242V8H240ZM68 8V9H67ZM77 8V9H76ZM83 8V9H82ZM101 8V9H100ZM136 10H134V9ZM153 8H151L150 7V9H152V11H154V9ZM167 8V9H166ZM177 9H178V7H176ZM176 8H174L175 10H176ZM184 8H185V10H189V11H194V13H195V15H189V14H186V19H185V17H184ZM187 8V9H186ZM207 8H208V6H207ZM40 9V10H39ZM71 9H72V11H71ZM94 9V10H93ZM98 11H97V10ZM108 9V10H107ZM131 9H132V11H131ZM174 9H173V11H174ZM178 9V10H179ZM239 9H241V10H239ZM260 9V10H259ZM33 10V11H32ZM35 10H37V13H40V14H35ZM53 12H52V11ZM65 11L63 14L65 15V16H63V14L61 13L62 11ZM77 10L79 11V15H81V17H79V18H81V20L79 19V18H77V15H78V13H77ZM96 10V11H95ZM149 12H148V11ZM161 10V11H162ZM178 10H176V11H178ZM202 10V11H201ZM259 10V11H258ZM35 11V12H34ZM39 11V12H38ZM68 11V12H67ZM76 11V12H75ZM86 11V10H85ZM94 11V12H93ZM107 12L106 14H105V12ZM112 11H113V13H112ZM141 11V12H140ZM147 11V12H146ZM175 11V12H176ZM212 11V16L210 15V12ZM217 13H216V12ZM220 11H223V12H221V13H223V14H227V15H223V14H221L220 13ZM257 11H258V13L260 14V15H257ZM26 12H28V11H26ZM73 12V13H72ZM75 12V13H74ZM97 12V13H96ZM136 12H138L137 14H136ZM145 12V13H144ZM191 12V13H192ZM230 12V13H229ZM43 13H44V15L46 14H48V13H50V15L48 14L47 16L45 15H43ZM62 15H61V14ZM112 14L111 15V17L109 18L108 17V15H110V14ZM118 13V14H117ZM133 13V14H132ZM153 13V12H152ZM165 13H167L168 15H166ZM177 13V12H176ZM193 13V14H194ZM208 13H209V15H208ZM32 14V15H31ZM74 14V16L73 17H71L74 21H69V19H70V15H73ZM77 14V15H76ZM116 14V16H113V15H115ZM119 14H121V15H119ZM134 14H135V16H134ZM147 14V15H146ZM174 14V15H173ZM196 14H197V16H196ZM203 16H202V15ZM222 15V16H219V15ZM263 14V15H262ZM34 15H36L35 17H34ZM54 17V19H53V17ZM60 15L63 17V19L62 18H60ZM69 15V16H68ZM75 15H76V17H75ZM103 15V16H102ZM148 16V18H146L145 16ZM165 15V16H164ZM170 15H172L173 16V18H171V16ZM179 15V16H178ZM205 15H208V18H206L205 17ZM215 15H217L216 17H215ZM257 15V16H256ZM56 16V17H55ZM68 16V17H67ZM83 16L86 18V20H85V18H83ZM120 16H122V18L120 17ZM138 16V17H137ZM142 16V17H141ZM176 16V17H175ZM179 18H178V17ZM182 16V18H180ZM199 16H201V17H199ZM211 16V17H210ZM49 17H50V19L52 18L53 20H51V21H53L52 23H48V21L50 20L49 19ZM58 17V18H57ZM64 17H65V19L66 20H64ZM104 17H107L106 19L104 18ZM116 17V18H115ZM144 17H145V19H144ZM150 17H151V20H150ZM170 17V18H169ZM196 17H198V18H196ZM44 18H45V20L46 19H49L47 22L45 21V22H43L44 21ZM57 18V19H56ZM74 18H77L79 21L78 22H75V19ZM113 18V19H112ZM117 18H118V20H117ZM133 18H135V20H133ZM140 20H139V19ZM200 18H202V19H200ZM209 18H211V22H210V20H207V19H209ZM33 19V20H32ZM38 19H41V20H38ZM72 19H70V20H72ZM77 19H76V21H77ZM100 19V20H99ZM110 19V20H109ZM122 19V20H121ZM131 19V20H130ZM149 20V22H148V20ZM179 19H180V21H179ZM198 19H199V21H198ZM213 19V20H212ZM37 20L39 21V22H41V23H39V22H37ZM64 20V21H63ZM67 20H68V22H67ZM90 20V21H89ZM93 22H92V21ZM103 20H104V22H103ZM110 22H112V23H110ZM137 20H138V22H141L143 25H139V24H141V23H138L137 22ZM161 20L163 21V22H165V24H166V26H167V28H165L164 27V29H162V27L165 25V24H163L162 22H161ZM181 20H183V21H181ZM195 20H197L198 22H200V20H201V22H205V24L203 25L202 23L201 24H199L198 22H196V24H195ZM255 20V21H254ZM263 20V21H262ZM33 21V22H32ZM51 21H49V22H51ZM54 21H55V23H54ZM62 21V22H61ZM89 23H88V22ZM132 21V22H131ZM189 23H188V22ZM208 21V22H207ZM224 21V22H223ZM258 21V22H257ZM83 22H84V24H83ZM91 22V23H90ZM101 22H103V23H101ZM117 22V23H116ZM119 22H120V24H119ZM144 22V23H143ZM146 22H148V23H146ZM156 22H157V25H155L156 27H158V29L156 28V27H154L153 25H154V23L156 24ZM171 24L170 26H168L169 24ZM186 22V23H185ZM203 22V23H204ZM214 22H216L215 24H214ZM235 22V23H234ZM64 23V24H63ZM66 23V24H65ZM87 25H86V24ZM93 23V25L91 26L90 24H92ZM106 23V24H105ZM110 23V24H109ZM139 26V28H136V24ZM161 24V26H160V24ZM172 23H174V25L172 24ZM207 23H209L208 25H207ZM220 24V26L219 25H217L216 26V24ZM229 23V24H228ZM233 23V24H232ZM244 23H245V25H246V23H247V26H245L244 25ZM260 25H259V24ZM33 24V25H32ZM46 24V25H45ZM51 24V25H50ZM66 25V26H64L63 27V25ZM78 26H77V25ZM82 25V26H80V28H76V27H74L75 25L77 26V27H79V25ZM99 24H105V28L103 27V26H101L100 25V27H99ZM112 24V25H111ZM116 24V26L114 27L113 25H115ZM118 24V25H117ZM133 24H134V26H133ZM159 24V25H158ZM187 26H185V25ZM189 24H191V25H189ZM193 24V25H192ZM213 24L216 26V30H218V36H215L214 37V33L216 32V30H215V26H213ZM236 24V25H235ZM254 24L255 25H257V26H255L254 27ZM56 25V26H55ZM69 25V26H68ZM74 25V26H73ZM84 25H86L87 27L86 28H88V29H90L91 31V36H88L89 35V31L87 30V32H85L86 31V28H85V26ZM88 25H89V27H88ZM122 25V26H121ZM136 25V26H135ZM147 25V26H146ZM163 25V26H162ZM196 25H199L200 26V29H197V28H199V26H196ZM203 25V26H202ZM205 25H207V26H205ZM234 25V26H233ZM54 26V27H53ZM137 26V27H138ZM193 26V27H192ZM226 26V27H225ZM239 26V27H238ZM245 26V27H244ZM250 27V29H249V27ZM68 27H70V28H68ZM74 27V28H73ZM95 27H98V28H95ZM102 27V28H101ZM186 27V28H185ZM190 27V28H189ZM197 27V28H196ZM204 27V28H203ZM219 27V28H218ZM221 27V28H220ZM232 27V28H231ZM68 28V30H66ZM72 28V29H71ZM102 29V31H101V29ZM145 28V29H144ZM191 28H193V29H191ZM205 30V32L202 30ZM206 28V29H205ZM231 28V29H230ZM248 28V29H247ZM74 29V30H73ZM77 29V30H76ZM79 29H82V31L80 30L79 32H78V30ZM84 29V30H83ZM95 29H96V31H95ZM98 29H99V31H101L100 33L101 34H103L102 32H104V35H106V36H104V35H101L100 33H99V31H98ZM110 29H111V31H110ZM113 29V30H112ZM116 29V30H115ZM157 29V30H156ZM187 29V30H186ZM190 29H191V31H190ZM228 29H230L229 31H228ZM238 29V30H237ZM246 30V31H243L242 32V30ZM255 29V30H254ZM65 30V31H64ZM71 30V31H70ZM75 30H76V33H73V32H75ZM105 30H106V32H105ZM115 30V31H114ZM132 32H131V31ZM151 30V31H150ZM159 30V31H158ZM163 30V31H162ZM203 31V32H197V31ZM220 30H223V31H221V32H223V33H221L220 32ZM224 30H225V32L226 33H228V34H232L231 36L230 35H228V34H226L225 32H224ZM249 30V31H248ZM57 31V32H56ZM70 31V32H69ZM98 31V32H97ZM108 31V32H107ZM157 31V32H156ZM186 31H187V33H186ZM198 33H196V32ZM209 31V33H207ZM231 31V32H230ZM251 31H252V33L253 34H251ZM20 32H22L21 31V29H20ZM29 32V31H28ZM52 34H51V33ZM61 32V33H60ZM69 33V34H66V33ZM82 32H84L85 34H86V36H85V34L84 33H82ZM161 32V33H160ZM189 32H191L190 34L192 35V38H191V35L189 34ZM249 32H250V34H249ZM60 35H59V34ZM63 33V34H62ZM83 34V35H78V34ZM97 33L100 35V37H99V35H97ZM108 33H111V35L112 34H114V35H112V38H110L109 36H111L110 34H109V36L107 35ZM159 33V34H158ZM195 34V36H196V38H197V40H196V38H195V40H194V38L193 37H195L194 36V34ZM53 34H55V35H53ZM73 34V35H72ZM92 34L93 35H95V36H97L96 38H94L95 36H92ZM189 34V35H188ZM205 34V35H204ZM208 34V36H206ZM216 34V33H215ZM246 34V36H244ZM31 37H34V36H32L33 34H29ZM65 35V36H64ZM71 36V38L72 39H70L69 37ZM80 36L79 38L77 37V36ZM202 35V40L200 39V38H198L199 36H201ZM210 35V36H209ZM55 36H57V37H54ZM60 36V37H59ZM61 36H62V38H61ZM67 36V37H66ZM83 36V37H82ZM87 36H88V38H87ZM59 37V38H58ZM66 37V38H65ZM90 37H92V40H91V38ZM111 39L110 41H109V38ZM114 37H115V39H114ZM145 37H148V40H147V38H145ZM206 37V38H205ZM212 37V38H211ZM54 39V41H53V39ZM70 40H69V39ZM75 38H77L78 40L76 41L75 40ZM103 38H107V39H103ZM153 40H152V39ZM179 38H181V40L179 39ZM209 38H211V42H210V44H214V46L215 47H217L218 48V50H219V52L217 51L216 52V50H217V48H216V50H215V47H214V50H213V52H212V50H210V48L212 49V47L211 46H213V45H210L209 44ZM241 38H243V40L241 39ZM38 39V38H37ZM66 39H68L69 41H67ZM83 39H85V40H83ZM88 39V40H87ZM90 39V40H89ZM112 39L114 40V41H112ZM151 39V40H150ZM164 39H165V41H166V39L168 40V42H170L171 41V44H173L172 46H171V44H169V48L165 45L166 43L164 42ZM176 39V40H175ZM190 39H192V40H190ZM216 41H215V40ZM62 40H63V42H62ZM80 40H82V41H80ZM96 40V41H95ZM170 40V41H169ZM179 40V41H178ZM199 40V41H198ZM241 41V43H240V41ZM57 41V42H56ZM64 41H66V43L64 42ZM90 41V42H89ZM118 41V42H117ZM125 41V42H124ZM147 41V42H146ZM150 41H152L151 43H150ZM158 41V42H157ZM178 41V42H177ZM192 41V42H191ZM215 41V42H214ZM71 42V43H70ZM79 42V44H77V43ZM86 42V43H85ZM100 42V43H99ZM107 42L108 43H113V42H115V45H112V43H111V45L110 46H108L107 45ZM163 42V43H162ZM167 42V41H166ZM167 42V43H168ZM189 42V43H188ZM199 42V43H198ZM202 42V43H201ZM213 42V43H212ZM243 42H245V43H243ZM249 42V43H248ZM95 43H97V44H95ZM119 43V44H118ZM158 43V44H157ZM162 43V44H161ZM187 43V44H186ZM191 43V44H190ZM194 43V44H193ZM246 43H248L247 44V46H248V49L249 48H252V49H249V51L248 50H246V49H243V47H244V45L246 46ZM83 44V45H82ZM94 46H93V45ZM153 44V45H152ZM159 44H161L162 46H163V48H161L162 46L161 45H159ZM186 44V45H185ZM189 44V45H188ZM200 44V45H199ZM202 44V45H201ZM241 44H243V46L241 45ZM64 45V46H65ZM72 45V46H71ZM129 45V46H128ZM157 45V46H156ZM164 45L166 46V48L164 47ZM178 47H177V46ZM81 46H82V48L84 47L85 49H81ZM86 46H88V49H86L87 47ZM100 46H102V47H100ZM153 46H155V47H153ZM161 46V47H160ZM175 46L178 48V50H180L181 52V54H183V52H184V56L183 55H179V51L177 50V48H175ZM187 46H188V48H187ZM192 46V47H191ZM203 48V49H201V47ZM246 46V47H247ZM77 47V48H76ZM96 47V48H95ZM99 47V48H98ZM114 47V48H113ZM131 47V48H130ZM136 47V48H135ZM161 49H160V48ZM174 49H176V50H174ZM195 47V48H194ZM200 47V48H199ZM95 48V49H94ZM133 48V49H132ZM165 48V49H164ZM170 48H171V50H170ZM194 48V49H193ZM198 48V49H197ZM206 48V49H205ZM75 49H77V50H75ZM91 51H90V50ZM95 51H94V50ZM101 49L102 50H104V53L106 52V51H108L107 52V54H103V51L101 52ZM129 49V51H127ZM131 49V50H130ZM164 49V50H163ZM184 49H188V51H186V50H184ZM200 49H201V51H200ZM82 50V51H81ZM93 50V51H92ZM106 50V51H105ZM150 50V51H149ZM166 50V51H165ZM169 50V51H168ZM191 50H192V52H191ZM197 50V52H195ZM67 51V50H66ZM76 51V52H75ZM114 52L113 54H112V52ZM132 51V52H131ZM169 53H168V52ZM173 52V54H172V52ZM175 51H177V53L175 52ZM183 51V52H182ZM209 51V52H208ZM223 51V52H222ZM225 51V52H224ZM229 51V52H228ZM235 51V52H234ZM248 51V52H247ZM252 51V52H253ZM80 53L79 55H81V54H83L84 56H79L77 53ZM83 52V53H82ZM89 52V53H88ZM99 52V53H98ZM111 54H110V53ZM148 52H150V53H148ZM165 52H166V54H165ZM191 52V53H190ZM203 52V53H202ZM211 52V53H210ZM221 52V53H220ZM174 53H176V55L178 54L179 55V60H180V62H182L183 64H181V63H179V60L177 59V57L175 56V54ZM187 53H189V54H187ZM194 53V54H193ZM210 53V54H209ZM213 53V54H212ZM218 53V54H217ZM220 53V54H219ZM238 53V54H237ZM250 53V54H249ZM86 54H87V56H91L92 57V59H90V57H88L89 59H87L86 61L84 60L87 56H86ZM94 54H96V55H94ZM114 54H116V55H114ZM147 54V55H146ZM234 54V55H233ZM237 54V55H236ZM113 55V56H112ZM130 57H129V56ZM162 57H161V56ZM167 55V56H166ZM170 57H169V56ZM177 55V56H178ZM186 55H188V56H186ZM195 55V56H194ZM209 55H210V57H211V55H216V58L214 57V60H216V63H214V60H213V62H211V61H209V60H211L210 58L209 59H207L208 57H209ZM219 55V56H218ZM227 55V56H226ZM86 56V57H85ZM95 56V57H94ZM115 56V57H114ZM124 56V57H123ZM133 56V57H132ZM136 56V57H135ZM167 58H166V57ZM226 56V57H225ZM85 57V58H84ZM94 57V58H93ZM100 58L101 60H103L104 61V63H105V65H104V63H102V61H100V59L98 60V59H95V58ZM107 57V58H106ZM114 57V58H113ZM116 57H117V59H116ZM129 57V58H128ZM135 57V58H134ZM188 59H187V58ZM207 57V58H206ZM224 57H225V59H224ZM113 58V59H112ZM122 60H121V59ZM125 58V59H124ZM131 58H132V60H131ZM138 60H137V59ZM165 59L164 61H165V63H164V61L163 60H161V59ZM181 58H182V60H181ZM186 58V59H185ZM212 59H213V56L211 57ZM106 59H108V62H110V63H106ZM112 61H110V60ZM115 59H116V61H115ZM158 59H160V60H158ZM167 59V60H166ZM177 59V60H176ZM186 61H185V60ZM92 60V61H91ZM106 60V61H105ZM204 60L207 62V61H209V62H204ZM219 60V61H218ZM100 61V62H99ZM123 61V62H122ZM130 61V62H129ZM161 61V62H160ZM168 61V62H167ZM170 61V62H169ZM177 61H178V63H177ZM218 61V62H217ZM94 62H95V64H94ZM121 62V63H120ZM167 62V63H166ZM117 63V64H116ZM163 65H162V64ZM169 63V64H168ZM199 63V64H198ZM210 63V64H209ZM103 64V65H102ZM106 64H108L107 66H106ZM168 64V65H167ZM185 64V65H184ZM211 64H212V68H211ZM213 64L215 65L214 67H213ZM259 66H258V65ZM116 65H118L117 66V69H116ZM119 65H121V66H119ZM133 65V66H132ZM166 65V66H165ZM181 65V66H180ZM198 65H199V67H198ZM102 66V69L100 68ZM104 66V67H103ZM124 66H126V67H124ZM169 66V67H168ZM176 66L178 67V66H180V67H178L179 68V70H184V72H183V70L182 71H178L177 69H176ZM183 66V67H182ZM108 67L106 68V69H108ZM122 67V68H121ZM130 67H131V69L132 70H134V71H132L131 69H130ZM171 67V68H170ZM182 67V68H181ZM194 67V68H193ZM199 69H198V68ZM218 67V68H217ZM222 67V69H221V73H224V72H226L224 75L222 74V75H218L220 72V68ZM256 67V69H254ZM167 68H168V70H167ZM170 68V69H169ZM181 68V69H180ZM195 70H193V69ZM213 68L215 69V68H217V69H219L218 71L215 69V70H213ZM247 68V69H246ZM258 68V69H257ZM109 69V70H110ZM120 69V70H119ZM128 69H129V71H128ZM189 70V72H188V70ZM192 69V70H191ZM212 69V70H211ZM225 69L227 70V71H225ZM243 69V70H242ZM105 70V69H104ZM108 70V71H109ZM153 70V71H152ZM242 70V71H241ZM247 70H248V72H247ZM254 70H257V71H255L254 72ZM121 71V72H120ZM128 71V73H126ZM197 71H198V73L199 72H203V74H206V75H203L204 76V78L202 77V76H200V73H199V76H195L196 74L198 75V73H197ZM213 71V72H212ZM216 71H217V73H216ZM157 72V73H156ZM173 72V73H172ZM177 72V73H176ZM178 72H180V73H182L183 75H185V78H186V76L188 77V78H191L189 81H188V79L186 80L185 78L184 79H182L181 80V84L183 85V83H185L183 86L179 83V80L178 79H180L179 77H180V75L181 74H179V77L177 76L178 75ZM193 72H194V74H193ZM201 72V73H202ZM207 72V73H206ZM247 74H246V73ZM251 72V73H250ZM113 74H114V72H112ZM228 73V75L226 76V74ZM231 73V74H230ZM215 76H214V75ZM234 74V75H233ZM249 74V75H248ZM132 75V76H131ZM191 75V76H190ZM210 75V76H209ZM211 75H213V77H214V80H212V76ZM230 75H231V77L233 78V80H232V83L233 82H235V79L238 81L237 83H241L240 85H241V89H240V92L242 91L243 93V96L245 97H243L244 99L243 100H245L243 103L245 104V105H247L245 108H243L244 110H242V107H240L241 106V104H240V106L238 105V106H236V107H234V106H232V104H230V103H234V100H233V102L231 101V99L229 100L228 98H232L233 96L232 95H235V94H237V92H236V90H234L236 87H240L238 84V86H235V84H236V82L232 85L229 81H231V80H228V79H222L224 82H226V83H224L222 80H219V82L217 81L218 79H217V77L216 76H219V77H222L223 76V78H229L230 77ZM233 75V76H232ZM240 75V76H239ZM120 76V77H119ZM129 77V79H128V77ZM137 76V77H136ZM160 76V77H159ZM197 78V80L198 79H203V80H206V81H208V84H206V82H203V80H201V85L199 86L198 84H195V77ZM226 76V77H225ZM246 76V77H245ZM249 76V77H248ZM127 77V78H126ZM135 79H134V78ZM206 77V78H205ZM209 77H210V79H209ZM218 77V78H219ZM242 77V78H241ZM245 77V78H244ZM119 78H121V79H119ZM139 78V79H138ZM156 78H157V80H156ZM181 78H182V76H181ZM195 80H194V79ZM235 78V79H234ZM249 78V79H248ZM135 81H134V80ZM138 79V80H137ZM155 79V80H154ZM122 80H124L125 82L127 81V80H132L131 82H129V81H127L128 82V84L127 83H125V82H122ZM192 80V81H191ZM196 80V81H197ZM119 81V82H118ZM188 81V82H187ZM212 81H214V83H220V84H217V85H219V88L221 89L222 87L223 88H225L224 90H226L227 92H221V95H220V97L219 98H222L223 100L221 101V99H220V101L218 100V96H214V95H216L217 93L215 92V89H216V87H215V84H213V82ZM118 82V83H117ZM120 82H122L121 84H120ZM222 82V83H221ZM227 82H229L228 84H227ZM134 83V84H133ZM187 83H190V84H187ZM196 83H198V81L196 82ZM199 83V84H200ZM184 88V90L185 91H187V92H191V90H192V95L194 94V96L195 95H197L196 93L197 92H201L203 89L204 90H206L207 88L206 87H210V85L211 84H213V86H212V89H211V87L210 88H208V93L207 94H209V93H211V91H213L212 93L214 94H212L213 96H211V94L209 95V98H210V96H211V98H210V101L211 100H213L212 102H210V103H208L207 102V104H206V107H205V103L204 104H202V106L204 105V107L206 108V111L207 110H210V109H208V108H212L213 109V103H215L214 101H216V100H218L219 102H217L216 101V103L214 104L215 106H216V108L214 107V114L212 113V109H211V111H209L210 112V114L209 113H207V115H209V118L210 119H208V120H210V123H209V125H207L208 124V120H207V118H206V121H207V123L205 124L204 122V119L205 118H203V117H206L207 115H206V112L203 110V111H201L200 110V112H199V114H198V110H199V108H197V107H200V109H202L203 107L202 106H199L198 105V101H199V99L196 101L197 102V104H196V102H195V99H190L189 98V95L187 94V93H185V95H187L188 97V102L190 103V105H193L194 106V110H195V112H197V114L194 112V114L192 113V115H195L196 114V116L198 117V118H200V123L199 124H201V122L203 123V125L205 126V125H207V126H205V128L203 129V127H201V126H203V125H200V128L199 129H201L200 130V134L197 132V130H195L194 128V126H195V124L197 125V123H198V120H195L194 121V123L195 124H193V117L194 116H191L190 115V111L188 112L186 109H188V105H187V107H186V103H185V106H184V102H185V100H187L185 97H184V92L182 93L181 92V89H182V87L180 86V85ZM187 84V85H186ZM223 84L228 88V89H231V86H229V84L230 85H232V90H234L233 92L234 93H231L232 91L231 90H228L225 86H223ZM175 85V86H174ZM185 85H186V88H185ZM194 85V86H193ZM200 87H198V86ZM205 85V88H203V86ZM216 85V86H217ZM229 87H228V86ZM128 86V87H127ZM133 86V87H132ZM189 86V87H188ZM125 87H126V89L128 90V91H126L125 90V92H124V89H125ZM197 87H198V89L199 90H197ZM215 87V88H214ZM218 87V86H217ZM235 87V88H234ZM135 88V89H134ZM181 88V89H180ZM189 88H191L190 89V91H189ZM201 88H203L202 90H200ZM218 88V89H219ZM223 88L221 89L222 91H223ZM116 89V90H115ZM119 89V90H118ZM130 89V90H129ZM137 89V90H136ZM188 89V90H187ZM193 89H195V90H193ZM219 89V90H220ZM132 90V91H131ZM137 92H136V91ZM203 90V91H204ZM220 90V91H221ZM117 91V92H116ZM131 93H130V92ZM135 93H134V92ZM197 91V92H196ZM206 91V92H207ZM210 91V92H209ZM216 91H218V90H216ZM231 91V92H230ZM139 92V93H138ZM196 92V93H195ZM205 92V91H204ZM231 94H229V93ZM236 92V93H235ZM130 93V94H129ZM202 93V92H201ZM216 93V94H215ZM129 94V95H128ZM135 96H134V95ZM139 94H140V96H139ZM183 94V95H182ZM219 94V93H218ZM217 94V95H218ZM252 94L254 95V96H252ZM202 95V94H201ZM204 96H206V99H208L207 98V95H206V93L205 94H203ZM202 95V96H203ZM223 95V96H222ZM131 96V97H130ZM201 96V97H202ZM128 97H130V98H128ZM136 97V100L134 99ZM212 97H214V98H212ZM241 97V98H242ZM256 98V100H255V98ZM185 99V100H183V99ZM234 98H237V96L236 97H233V99ZM129 99V100H128ZM204 99H205V97H204ZM214 99H216V100H214ZM145 100V101H144ZM203 100V99H202ZM236 100V99H235ZM129 101V102H128ZM191 101H193V102H191ZM205 101V100H204ZM204 101H202V102H204ZM237 101V100H236ZM126 102V103H125ZM128 102V103H127ZM146 102V103H145ZM187 102V101H186ZM177 103V104H176ZM183 103V104H182ZM189 103H187V104H189ZM201 103V101H199V104ZM212 103V104H211ZM217 103H218V105H217ZM239 103H241V102H239ZM243 103H242V105H243ZM127 104V105H126ZM148 104V105H147ZM211 106H210V105ZM236 104V103H235ZM237 104H238V102H237ZM236 104V105H237ZM196 105H198V106H196ZM201 105V104H200ZM208 105V106H207ZM223 105V106H222ZM116 106V107H115ZM150 106V107H149ZM210 106V107H209ZM217 106H218V108H217ZM231 106H232V108H231ZM124 107H125V109H124ZM143 107V108H142ZM144 107H146V108H144ZM190 107V106H189ZM192 107V106H191ZM190 107V108H191ZM222 107H224L223 109H222ZM238 107V111H236L235 110V108H237ZM240 107V108H239ZM253 107V108H252ZM149 108H150V110H149ZM183 108H184V110H186V111H184L183 110ZM190 108H189V110H190ZM204 108V109H205ZM117 110L116 111H118V108H116ZM139 110V112L137 113V111ZM192 109H193V107H192ZM215 109L217 110H219V113H220V116H219V114L216 112V114H217V116H216V114H215ZM239 109H241V110H239ZM253 109V110H252ZM121 110H119V112L121 111ZM123 110H125V111H123ZM143 111V112H142ZM146 113H145V112ZM149 111V112H148ZM141 112V113H140ZM150 112H152V113H150ZM162 112H164V113H162ZM185 112V113H184ZM192 112V111H191ZM203 113V116H201L200 114H202ZM208 112V111H207ZM123 113V114H122ZM125 113V114H124ZM128 113V114H127ZM144 114V116H143V114ZM147 113H149V116H148V114ZM205 113V114H204ZM213 115H215V116H213ZM186 116H185V115ZM254 114V115H253ZM123 115H127L126 117H124ZM142 115V116H141ZM165 115V116H164ZM253 115V116H252ZM146 116V117H145ZM148 116V117H147ZM196 116H195V118H196ZM222 116V117H221ZM251 116H252V118H251ZM129 117V118H128ZM138 117H140V118H138ZM208 117V116H207ZM214 117H216V120H215V118ZM256 119H255V118ZM126 118H128V119H126ZM194 118V119H195ZM198 118H196V119H198ZM219 118H221L220 120H219ZM138 119V120H137ZM144 119V120H143ZM202 119H203V121H202ZM262 119V118H261ZM261 119H260V121H261ZM140 120V121H139ZM171 120V121H170ZM178 120H180V121H178ZM211 120L213 121V122H211ZM142 121H144V123L142 122ZM176 121V122H175ZM218 121V122H217ZM130 122V123H129ZM175 122V123H174ZM185 123V125H184V123ZM190 122V123H189ZM106 122H103V121H101V123H99L100 125H99V127L97 126V128H98V130H96L97 128H95V133L96 134H98V136L96 137L97 139H99L100 141L97 143V145H96V153H92V154H88L93 160L92 161H90V163H94V166L96 167L97 165H98V162L97 161H101V162H103V160L105 159V157H110L109 156V154H107L108 152H111V149H110V151H108L109 150V148L108 147H110V145L111 144H109V146L107 145V141H106V139H103L102 138V135L103 134H106L107 132L106 131H108L107 130V123L105 124ZM147 123V124H146ZM149 123V124H148ZM182 125H181V124ZM189 123V124H188ZM193 124V126H191L192 124ZM212 123V124H211ZM151 124V125H150ZM191 124V125H190ZM216 124V125H215ZM221 126V124H222V126H221V129L219 130V129H217L216 127L217 126H219V125ZM259 124V125H258ZM125 125V126H124ZM149 125V126H148ZM174 125V126H173ZM178 125H179V127H178ZM211 125V126H210ZM212 125H214L215 127L213 128L212 127ZM257 125V126H256ZM101 126H102V130L101 129H99V128H101ZM124 127V129H123V127ZM189 126H191V127H189ZM210 127V129L208 130V128ZM219 126V127H220ZM105 127H107V128H105ZM127 127V128H126ZM134 127L137 129V127L138 128H140V129H135L134 130ZM185 127V128H184ZM188 127H189V129H188ZM193 127V128H192ZM199 126H197V128H198ZM208 127V128H207ZM226 127H227V129H226ZM251 127V128H250ZM130 128H133V131L134 132H136V133H134L133 131H132V129H129ZM177 128V129H176ZM184 130H183V129ZM213 128V129H212ZM242 128H243V130H242ZM117 129V130H116ZM126 129H128V132H127V130ZM211 129H212V131L213 130H215V132H216V134H217V132H220L221 131V133L220 134H218L217 136H216V134L213 136V134H212V131H211ZM228 129H229V131H228ZM180 130V132L178 133V131ZM187 130V131H186ZM202 130H208V131H210L211 132V134L208 132V131H206V133L208 132V134H206V135H208V136H210V137H212L213 139L215 138V139H217L218 137V139L217 140H214V141H217V142H213V140L211 141V139L208 137V138H206V135L204 136L206 139V141L203 139L204 137L202 136V133H203V131ZM217 130H219V131H217ZM224 130V131H223ZM227 130V131H226ZM96 131H98V133L96 132ZM110 131V130H109ZM108 131V132H109ZM129 131H131V132H133V133H130ZM139 131H141V133H140V135L138 134L139 133ZM184 132V135H183V132ZM198 133V134H196V132ZM199 131V130H198ZM205 131H204V133H205ZM242 131V132H241ZM249 131V132H248ZM253 131V132H252ZM125 132V133H124ZM150 132V133H149ZM188 132V133H187ZM202 132V133H201ZM227 132V133H226ZM238 132H240L239 134H238ZM244 132H246L249 136H251L250 138H252V139H250L249 138V140L247 139L249 136H247L246 137V139L248 140V141H250V142H252L253 140H254V142H252V143H250V142H248V143H250L249 145H251L252 146V148H254V149H250V151H249V155L248 154H246V155H244L243 153L245 152V150H248V148L247 147H244V145H242V144H245L244 142L242 143V144H240V140H241V138H243L244 136L243 135H246ZM127 133H129L130 134V139L132 140V139H134V140H132V141H135L136 143H134V142H131V140L129 139V134H127ZM149 133V134H148ZM181 133V134H180ZM226 133V134H225ZM126 134V135H125ZM134 134H135V137H134ZM136 134H138V135H136ZM142 134V135H141ZM178 136H177V135ZM194 134V135H193ZM198 135V137H199V139H198V137L196 136V135ZM223 134H225V136L223 135ZM240 134H242L241 136H240ZM128 135V136H127ZM133 135V136H132ZM180 135H181V137H180ZM212 135V136H211ZM221 135V136H220ZM131 136L132 137H134V138H131ZM138 136V137H137ZM140 136H141V138H143V139H141L140 138ZM143 136V137H142ZM151 136V137H150ZM179 138H177V137ZM203 138H202V137ZM222 136H223V138H222ZM226 136H227V138H226ZM228 136H230V137H228ZM239 136V137H238ZM243 136V137H242ZM115 137H117V133L115 134ZM122 137V138H121ZM126 139H125V138ZM137 137V138H136ZM150 137V138H149ZM217 137V138H216ZM128 138V139H127ZM138 139V140H136V139ZM202 138V139H201ZM238 138H240L239 140H238ZM245 138V137H244ZM254 138V139H253ZM141 139V140H140ZM184 139V140H183ZM209 139H210V142H209ZM221 139V140H220ZM236 139V141H235V145H236V148H235V146L231 143V142H233L234 140ZM103 140H105L106 141V143H105V141L103 142ZM129 140V141H128ZM203 140V141H202ZM238 140V141H237ZM247 140H246V144H247ZM219 141H221V142H219ZM224 143H223V142ZM229 141H231L230 143H229ZM242 141H244L243 139L241 140V142ZM126 142H127V145H126ZM138 142H141V143H138ZM142 142H143V144H142ZM209 142V143H208ZM238 142V143H237ZM256 142V143H255ZM118 143H120V144H118ZM145 143V144H144ZM220 143H222V145H220ZM228 143V144H227ZM133 144H134V146H133ZM142 144V145H141ZM239 144L240 145H242L241 147H243V148H241V147H238L239 146ZM245 144V145H246ZM84 145H85V147H87V145H88V142H85L84 143ZM119 145H123L124 146V148L125 147H127V148H125L126 150H124V148H123V146H122V148L123 149H120L121 148V146H119ZM208 145V146H207ZM224 145H227V146H224ZM233 145V146H232ZM248 145V144H247ZM119 146V147H118ZM186 146V147H185ZM250 146V147H251ZM186 148V149H185ZM217 148V149H216ZM240 148H241V150H240ZM247 148V149H246ZM118 149H119V152H120V150H121V152H120V154H121V156L120 155H118L119 154V152H118ZM165 149H166V151H165ZM219 149V150H218ZM237 149V150H236ZM238 149L240 150L239 151V154L238 153H236V151L238 152ZM244 149V150H243ZM165 152H164V151ZM170 150V151H169ZM171 150H172V152H171ZM216 150V151H215ZM231 150V151H230ZM233 150V151H232ZM234 150H236V151H234ZM189 151H191V152H189ZM220 151V152H219ZM244 151V152H243ZM243 152V153H242ZM113 153H116V155H114ZM129 154V156L131 155V157H126V155L125 154ZM133 153V154H132ZM137 153V154H136ZM165 153L167 154V156H169V154H170V156L169 157H167V156H165ZM241 153H242V155L243 156H245L244 158H242V160L240 159V157L242 156L241 155ZM164 156H163V155ZM179 155L180 157H178V159L176 160V159H172V158H174L176 155ZM220 154H222V155H220ZM231 154V155H230ZM237 154L238 155H240L239 157L237 156ZM108 155V156H107ZM124 155V156H123ZM134 155V156H133ZM136 155V156H135ZM173 155H175L174 157H172ZM225 156V157H224ZM232 156H233V158H232ZM161 157H163L162 159L164 160V159H166V157H167V159H168V161H163V160H161ZM170 157H171V159H170ZM248 157V158H247ZM175 158H177V157H175ZM235 158V159H234ZM239 158V160H237ZM258 158V157H257ZM102 159V160H101ZM231 159V160H230ZM232 159H233V161H232ZM157 161L158 160V163L157 162H155V161ZM176 160V161H175ZM236 160L238 161V162H236ZM88 159H84V163H86V164H88ZM170 161V162H169ZM172 161H174V165L172 164ZM177 161H182V163L180 164L181 166H179V167H177L176 168V166H178V165H176L177 163H179V162H177ZM185 161V162H184ZM230 161H232V162H230ZM235 161V162H234ZM239 161H241V164H242V166H241V164H240V162ZM175 162H177V163H175ZM190 162V163H189ZM224 162L225 163H229V164H224ZM256 162H257V164H256ZM184 163V164H183ZM214 163V164H213ZM216 163H217V165H216ZM230 163H237L236 165V169L237 168H239L240 166H241V168L238 170H236L235 168H233L232 170H230L231 168H229V166L231 167V165H230ZM149 164V165H148ZM182 164H183V166H182ZM239 164V165H238ZM144 165H145V167H144ZM225 165H227L228 166V169H227V166L225 167ZM139 166V167H138ZM147 167V168H146ZM153 168V170L151 169V168ZM180 167H181V169H180ZM249 167H251L252 169L251 170H249L250 168ZM259 167H261L260 165H259ZM86 168V167H85ZM145 168V169H144ZM179 168V169H178ZM225 168V169H224ZM256 168V169H255ZM127 169H129V170H127ZM134 169H135V171H134ZM144 169V170H143ZM175 169V170H174ZM217 169L219 170V171H217ZM157 170H158V172H157ZM176 170L178 171L179 170V172H181L182 173V175H178V176H181V178L180 177H176L175 178V176L177 175V173H176ZM181 170V171H180ZM234 170H236V171H238L237 172V174H238V176L237 177H239V178H241L239 181H238V178L237 177H235V173H236V171H234ZM241 170H242V172H241ZM259 170H260V168H259ZM147 171H149V173L147 172ZM154 171V172H153ZM226 171V172H225ZM228 171V172H227ZM231 171V172H230ZM244 171H246L245 173H248L249 171H250V173H248L247 175V177L246 176H242V174H244ZM254 171V172H253ZM87 172V173H86ZM89 172H91V171H89L88 169L86 170L85 169V173L86 174H88ZM100 172V171H99ZM99 172H97L96 174H95V172L90 176L89 174L86 176L85 174V176H82L83 178H84V180H89V179H96V180H98L99 182H102V181H104L103 179H102V177H101V175L99 174L98 175V173ZM124 172V171H123ZM143 172V173H142ZM166 172V173H165ZM178 172V173H179ZM203 172V171H202ZM220 172V173H219ZM101 173V172H100ZM167 173H169V175H170V177H173L172 179H174V182H172V185H170V187H168V185H166L165 184V182H167V181H164V180H162V176H165L164 174H167ZM176 173V174H175ZM180 173V174H181ZM224 173V174H223ZM227 173H228V175H227ZM242 173V174H241ZM261 173V172H260ZM102 174V173H101ZM140 174H142V175H140ZM151 174V175H150ZM234 174V175H233ZM96 175V176H95ZM122 175V174H121ZM144 175L146 176L147 175V179L144 177ZM225 175V176H224ZM246 175V174H245ZM250 175H251V177H250ZM257 176L256 177H258V175L259 174H256ZM142 176V177H141ZM168 176V175H167ZM167 176H165L164 178H166ZM260 176V175H259ZM150 177V178H149ZM169 177V176H168ZM227 177H229V179H227ZM255 177V175L253 176V179H254V181L256 180H258V179H255L254 178ZM82 178V179H83ZM193 178V177H192ZM201 178V179H200ZM214 178V179H213ZM219 178H222V179H224V180H226V181H228V182H230V183H227L226 181H224L223 183L221 182L222 180L221 179H219ZM245 178V179H244ZM259 178V177H258ZM162 180V184L161 183H159L161 180ZM219 179V180H218ZM233 179L235 180V181H233ZM244 179V180H243ZM160 180V181H159ZM196 181H197V179H195ZM194 180V181H195ZM242 180V181H241ZM157 181H159V182H157ZM177 181V180H176ZM215 181V182H214ZM232 181V182H231ZM244 181H245V183H244ZM251 182V184L250 183H246V182ZM117 182V180L115 181V183ZM139 182V181H138ZM157 182V183H156ZM170 182V181H169ZM193 182V181H192ZM188 183V186L187 187H189L190 188V186L192 185L193 186V183ZM203 182V183H202ZM241 182H243V184H241ZM140 183V182H139ZM141 183H143V181L141 182ZM145 183V184H146ZM236 183V184H235ZM255 183V182H254ZM257 184H258V182H256ZM155 184V185H154ZM156 184H160V186H162L161 187V189L163 190L164 188H165V190H164V192L162 193L161 191H159L160 189H158L159 187H156ZM212 184V185H211ZM215 184V185H214ZM220 184H222V185H220ZM225 184V185H224ZM234 184V185H233ZM246 184V185H245ZM247 184L249 185V187L247 186ZM157 185V186H158ZM164 185H166V187H164ZM176 185H174V189L176 188ZM200 187H202V188H200ZM154 186V187H153ZM251 186V187H250ZM256 186V185H255ZM138 187V188H137ZM164 187V188H163ZM177 187V188H178ZM181 187V186H180ZM209 187V188H208ZM213 189H212V188ZM216 187V188H215ZM121 188H123V186H119V187H117V191L118 192H120V190H121ZM237 188V189H236ZM6 189V188H5ZM8 189H10V188H8ZM7 189V190H8ZM158 189V190H157ZM186 189V188H185ZM250 189V190H251ZM153 190V191H152ZM142 191V192H141ZM160 192V197L158 198V193L156 194V195H158L157 196V198L158 199H161V200H158V199H156L157 200V202H155V200H153V199H155L154 197V194L156 193V192ZM117 192V193H118ZM133 192V193H132ZM134 192L137 194V196H136V194H134ZM143 194L144 193V197H146V198H144L143 196H142V200H140V198H141V193ZM149 192H150V195H151V197H152V194H153V197H152V200H150L149 198H150V196L148 197L147 195H149ZM134 194V195H133ZM130 195H131V197H133V196H136V197H133V198H131L130 197ZM2 196L3 195H1V191H0V202L2 201L1 199H2ZM148 197V198H147ZM135 198H136V202H135ZM129 199H133V200H130V203H129ZM147 199H149V201H145V200H147ZM226 200H231V198L230 199H227L226 198ZM131 201L132 202H134L135 204H131ZM143 201H144V203H143ZM151 201H154V202H151ZM234 201V200H233ZM143 203V205H141L140 206V203ZM204 202H206V203H209L208 201H206V200H204ZM203 202V199H202V201H201V203L199 202L198 203V205H196V206H204L205 207V205H206V207L204 208V209H201L200 211L201 212H203V213H205L204 211H205V209H206V212H209L210 211V209H211V206H209L210 204H205ZM243 202V203H242ZM202 203H204L203 205H201ZM146 204L148 205L149 204V207L147 206L146 207ZM151 204V205H150ZM157 204V205H156ZM160 206H159V205ZM241 204V206L239 207V210H241V211H239V210H237V214L240 216V217H242L244 220H246L247 222L248 221H250L251 219L254 221L255 219L257 220V223L255 222L254 223V225H260L261 227H264V216H263V213H261L260 211H259V208H257L258 210H256V207H255V205L253 204V203H249V202H244V201H242V199L240 200V203L238 204V205H240ZM244 204L246 205V206H244ZM237 205V204H236ZM237 205V206H238ZM145 206V207H144ZM161 206H162V208H161ZM237 206H235V208H237ZM244 206V207H243ZM144 207V208H143ZM155 207V208H154ZM157 207H160L159 209L157 208ZM234 206H232L231 207V209L233 208ZM195 208V207H194ZM250 208L252 209V210H250ZM135 209V208H134ZM212 210V209H211ZM229 211H231L232 213H233V211L235 212V209L233 208L232 210H229ZM247 211H249V212H247ZM250 211H251V213H250ZM252 211H253V213H252ZM258 211V212H257ZM211 213L212 212H214V211H210ZM250 213V214H249ZM139 214V213H138ZM137 214V215H138ZM244 214H245V216H244ZM262 215V216H260V215ZM233 215V214H232ZM139 216V215H138ZM229 216H230V214H229ZM254 216V217H253ZM137 216H134V218L135 219H133V217H131V219L132 220H125V218H124V220L123 219H117V221H112V222H117V223H112L113 224V226L111 227V229L109 230L108 228H110L109 226H108V224L109 223H107L105 226H104V229L102 230V232H104V233H106L107 232V230L108 231H112V232H115V231H117V230H119V229H121L123 226H125V227H128L129 225H132V224H134L135 222H140L141 220L142 221H144L145 220V217L144 216H140V218H139V220H138V217L136 218ZM246 217H248V218H246ZM262 217V218H261ZM260 218V219H259ZM250 219V220H249ZM114 220H116V219H114ZM120 221V222H119ZM118 223H120V225H118ZM111 224V223H110ZM109 224V225H110ZM122 224H125V225H122ZM128 224V225H127ZM118 225V226H117ZM257 225V226H258ZM114 226H117V227H115L114 228ZM108 227V228H107ZM105 228H106V231H104L105 230ZM114 229H115V231H114ZM264 230V229H263ZM149 234H151V233H149ZM154 234V233H153ZM153 234H151V237L152 236H154ZM242 235L241 236H237V238L238 239H235V240H237V242H241L240 244L238 243V246H244L243 248H245V247H247V243L244 241L243 243H242ZM238 240H241V241H238ZM137 241V240H136ZM137 242H139V241H137ZM236 242V241H235ZM236 242V243H237ZM134 243H136V242H134ZM244 243H245V245H244ZM264 243V242H263ZM264 245V244H263ZM120 248H122V247H120ZM119 248V249H120ZM246 250H247V248H246ZM251 252H253L254 253V250L253 251H251ZM255 254V253H254ZM263 254V251L262 252H260L259 253V257H256V261H259L260 260V262H258V263H264V261H262L261 262V259L263 258L262 256L264 255H262ZM115 258V261H117V264H124V262H123V260L121 259V255H115L114 256ZM259 259V260H258ZM263 260V259H262ZM134 262H137V259H135V260H133V264H135ZM238 262H236V263H233V264H237ZM262 263V264H263ZM154 264V263H153ZM156 264V263H155Z\"/></svg>","mask_w":264,"mask_h":264}]
</instances>
